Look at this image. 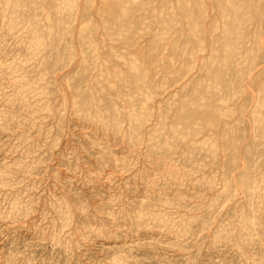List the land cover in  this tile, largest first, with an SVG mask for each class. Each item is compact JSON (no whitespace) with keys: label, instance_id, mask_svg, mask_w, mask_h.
Wrapping results in <instances>:
<instances>
[{"label":"rangeland","instance_id":"1","mask_svg":"<svg viewBox=\"0 0 264 264\" xmlns=\"http://www.w3.org/2000/svg\"><path fill=\"white\" fill-rule=\"evenodd\" d=\"M0 264H264V0H0Z\"/></svg>","mask_w":264,"mask_h":264}]
</instances>
